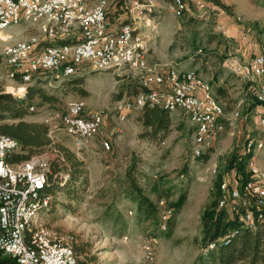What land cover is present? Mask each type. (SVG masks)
Segmentation results:
<instances>
[{
    "label": "rangeland",
    "instance_id": "obj_1",
    "mask_svg": "<svg viewBox=\"0 0 264 264\" xmlns=\"http://www.w3.org/2000/svg\"><path fill=\"white\" fill-rule=\"evenodd\" d=\"M129 1L126 3L130 4L132 0ZM184 1L188 11L184 15L176 17L170 13L166 0H153L152 4L157 9L151 8L150 15L143 18L159 17L154 19V23L159 22L157 50L164 55H170L173 50L178 55L176 61L190 68L186 53L189 57L200 49L198 56L214 57L217 73L222 74V69L225 73L214 83L207 74L212 69L205 67L204 73L208 78L199 76L210 85L213 96L224 111V130L209 140L200 156L195 157L192 153L193 126L179 112L169 113L171 127L163 138L155 141L138 138L142 129L135 123L137 110L123 113L120 109L122 101L131 100L133 96L112 97L121 86L133 89L136 85L137 81L127 68L93 71L87 64H82L77 75L59 80L47 74L27 86L32 90L28 93L31 101L27 103L24 120L46 124L53 145L72 152L82 161L85 171L79 201L71 202L70 210L58 211L52 216L40 214L39 219L45 228L56 232L68 243L70 236L88 243L99 264H213L201 255L200 240L201 217L213 198L216 176L223 175L227 188L232 187L230 172L226 171L228 159L233 154L242 159L244 143L250 139L255 143L262 142V148L254 153V161L264 170V127L257 124L256 115L259 105L249 110L247 106L252 104L250 96L256 84L233 75L218 62L221 57L240 60L246 57L247 51L238 40L240 31L231 33V30L242 27L241 31L249 38L250 33L263 30L264 0H231L229 11L232 14H226V22H229L224 25L218 20V10H212L203 0ZM187 14L188 26L185 22ZM238 17L240 21L236 20ZM218 28L224 29L227 35ZM25 29L21 23L7 28L3 34L10 35L8 43L11 44L25 38ZM217 51L221 54L218 57ZM164 61L155 63L159 72L164 73L168 67L176 68L164 65ZM6 71L7 68L0 65V90L14 84L5 77ZM75 78L83 79L80 87L83 95L70 91L68 87ZM38 91L44 95L43 98ZM71 99H81L88 110L104 111L103 130L108 137V150L101 147L97 138L78 149L72 138L64 133L59 117ZM234 112L238 113L236 117H232ZM122 114L125 115L123 120L119 117ZM12 122L16 120L4 114L2 123ZM49 150L44 152L48 154ZM240 162L244 165L246 159ZM133 163L139 186L156 208L154 218L145 219L139 215L136 203L127 197L126 173ZM182 194V206L171 213V204ZM221 197L229 205L228 193L221 191ZM58 200L67 203L61 194ZM144 247L149 248L148 254ZM232 264L245 263L237 260Z\"/></svg>",
    "mask_w": 264,
    "mask_h": 264
},
{
    "label": "built area",
    "instance_id": "obj_2",
    "mask_svg": "<svg viewBox=\"0 0 264 264\" xmlns=\"http://www.w3.org/2000/svg\"><path fill=\"white\" fill-rule=\"evenodd\" d=\"M152 1L132 0L127 8L132 21L108 31V0H0V65L7 68L5 77L14 82L0 92L26 102L27 86L41 76L51 74L64 80L77 75L82 64L93 71L127 68L144 89L131 100L122 101L123 113L144 106L179 112L193 126L192 153L200 156L209 140L224 130V111L210 85L195 70L181 72L168 67L162 74L156 65L147 63V37L139 31V23L150 12ZM184 8V0H170L168 5V11L176 17ZM21 23L26 27L25 38L9 44L10 35L3 31ZM218 31L225 35L220 28ZM66 38L68 42H62ZM57 40L62 41L52 43ZM238 40L247 49H257V53L247 62L226 58L223 66L233 75L256 84L257 124L264 127V41H248L243 33ZM29 109L32 111L33 107ZM237 115L234 112L232 117ZM119 117L123 120L125 115ZM59 121L76 148L97 138L103 149H109L103 130V110H88L81 99H71ZM261 148L262 142L250 139L245 143L249 178L238 184L240 188L233 184L227 188L226 182L220 186L222 192L228 193L230 203L221 197L218 207L228 205L238 215V221L249 229L254 228L255 214L260 210L257 213L260 219L264 210V170L254 161L255 151ZM17 149L16 140L0 134V253L9 257L6 264H79L69 243L45 228L39 219L50 200L41 195V190L56 150L8 163L7 158ZM230 175L232 183L239 178L236 170ZM148 250L144 247L147 254ZM146 258L151 259L148 255Z\"/></svg>",
    "mask_w": 264,
    "mask_h": 264
},
{
    "label": "trees",
    "instance_id": "obj_3",
    "mask_svg": "<svg viewBox=\"0 0 264 264\" xmlns=\"http://www.w3.org/2000/svg\"><path fill=\"white\" fill-rule=\"evenodd\" d=\"M203 1L211 3L222 10H228L221 0ZM107 7L112 8L111 10H106V20L110 24L111 22H118L116 19L117 14H124L128 11L125 0L108 1ZM185 12L186 9L184 8L182 14ZM127 21L126 19L123 23L127 24ZM186 23L188 24V21ZM61 41L57 40L52 43L57 44ZM62 42H68V38L63 39ZM82 83V78H75L69 82L68 87L70 91L83 95L84 91L80 88ZM143 89L138 83L133 85V89L122 88L121 86L112 97L118 98L129 94L132 97L143 91ZM30 90L27 89V92L29 93ZM217 92L219 93L221 90H217ZM37 93L40 98L44 97L40 91ZM250 97L252 98V104L248 107V110L250 107L254 108L258 105V102L254 98V91H251ZM29 101H31V98L23 102L11 94L0 92V134L9 136L18 143V149L7 158L8 163L20 162L31 155L43 153L45 149L56 150V157L50 161L46 174V184L41 190L42 196L50 198L48 205L41 214L52 216L58 211L70 210L71 202L79 201V191L85 177L84 165L69 150L53 145L52 140L49 138L48 126L46 124L24 120L27 114L26 106ZM4 114H8L16 122L2 123ZM135 123L142 129L138 134L139 139L154 141L158 138H163L171 127L169 113L158 107L144 106L137 110ZM245 159H247L245 154H243L242 159L233 154L227 162L226 171L231 172L235 168L238 173L239 178L235 179L234 183H232L238 188H240L238 184L243 183L249 178L247 169H245L246 163L244 162L245 164L243 165V162H240ZM134 170L135 163L132 164L126 173L127 197L136 203V211L139 215H142L145 219L154 218L157 214L156 208L144 195L142 188L137 182L138 178ZM223 181V175L218 174L214 183L213 198L201 217L202 235L200 253L213 264H232L237 260L245 264H264V210L260 219L257 217V213L260 210L255 214L254 228L249 229L238 221V215L231 211L229 207L219 208L218 202L221 199L220 184ZM59 194L66 199V204L58 200ZM183 201L184 195L182 194L171 204V213L178 211ZM56 206H59V208L56 209ZM69 245L75 256L81 259L78 260L79 264H99L96 256L92 254L88 243L70 236ZM9 261V257L0 253V264H6Z\"/></svg>",
    "mask_w": 264,
    "mask_h": 264
},
{
    "label": "crops",
    "instance_id": "obj_4",
    "mask_svg": "<svg viewBox=\"0 0 264 264\" xmlns=\"http://www.w3.org/2000/svg\"><path fill=\"white\" fill-rule=\"evenodd\" d=\"M126 1L127 0H125V4H126V7L128 8V6H130V4H127L126 3ZM131 1V0H130ZM129 1V2H130ZM167 1V4L169 5V3H170V0H166ZM249 1V0H248ZM250 1H252V0H250ZM185 2V1H184ZM221 2H222V4H224V6H226L227 8H228V10H222V9H220V8H218L217 6H215V5H213V4H211V3H206L205 2V4L208 6V7H211V9L212 10H214L215 8L218 10V13L217 14H219V18H218V20H220L221 21V24L222 25H224V23H228V22H226V14H228V13H230L231 11H229L230 9H231V0H221ZM153 6H152V8H155V6H154V4H152ZM112 8H110V7H107V10H111ZM155 9H157V8H155ZM154 9V10H155ZM185 9H186V4H185ZM156 11V10H155ZM164 11V10H163ZM159 12V11H158ZM186 12H188L187 10H186ZM185 12V13H186ZM150 12H147L146 14H148V15H150L149 14ZM171 13V12H170ZM185 13H183V15L185 14ZM144 15V16H147V15ZM231 14H232V12H231ZM146 17H142L141 19H140V23H139V25H140V27H139V31L144 35V36H146L147 37V54H146V61H147V63L148 62H152V63H154L153 65H157V64H155V63H161V62H163L164 60V62H165V64L164 65H174L175 67H176V69L177 70H179V71H181V72H183V71H187V70H189V69H193V70H195L196 71V69H197V74H198V76H200V75H204L205 77H206V73H204V71H205V67L208 69V70H211L212 72H209V73H207L208 75L210 74V76H209V78L208 77H206V78H208L209 80H211V81H213V83H214V80L215 79H218V78H222V76L223 75H225V73H223V69L222 70H220V71H222V74H218L217 73V70L215 69V65H213V63H214V57L213 58H211V56H208L207 58H205V56H198V53H200V49H199V51H196L194 54H192V56H189L188 57V52L186 53V57H187V59H186V61H190V68H186L185 66H183V65H181L179 62H177L176 60H177V58H178V55L175 53V51H171L169 54L170 55H164L161 51H159V49L157 50V45L159 44V42H158V29H159V27H158V25H159V22H157V23H154L155 22V20H158L159 19V17H157V16H154V17H151L150 19H145ZM116 19H117V21L118 22H114V23H109L107 20V30L108 31H112V30H115V29H117L118 27H120L121 25H124V20H128L127 22V24H129L132 20H131V15L129 14V12L127 11L126 13H124V14H117V16H116ZM155 19V20H154ZM236 20L237 21H240V18L238 17V18H236ZM146 21V22H145ZM188 21V14L185 16V22H187ZM255 24H253V26H254ZM186 26H188V24L186 25ZM150 28L152 29V30H150ZM231 28H232V26H231ZM243 28L242 27H239L238 29L236 28V27H234V28H232V30H231V33H235V32H237V30L238 31H240V32H238L239 34H242L243 32L241 31ZM221 30H223L224 32H225V34H226V31L224 30V29H222L221 28ZM230 30V29H229ZM148 32V33H147ZM228 33V32H227ZM263 33H264V29L263 30H260V31H257V32H255V33H250V38L245 34V33H243V34H245L246 35V37H247V40L248 41H256V42H258V43H262L263 41H264V39H263ZM238 34V35H239ZM227 35V34H226ZM240 42V41H239ZM241 43V46H244V44L242 43V42H240ZM172 45V44H171ZM179 48V47H178ZM173 49V48H172ZM186 50V49H185ZM244 50H246L247 51V55H246V57L245 58H241V60L240 59H238L237 58V60H239V61H242V62H247V61H249L250 59H251V57L253 56V55H255L256 53H257V49H247L245 46H244ZM215 54L217 55V57L218 56H220L221 54H219L218 53V51L217 52H215ZM163 55V56H162ZM165 56V59L163 60V57ZM221 59H222V61H221ZM225 59L223 58V57H221L219 60H218V62H219V65H220V67H223V61H224ZM184 63V62H183ZM149 64V63H148ZM182 67H184V68H182ZM219 67V68H220ZM218 68V69H219ZM167 70H168V68L166 69V70H164L163 72L164 73H166L167 72ZM225 71V70H224ZM204 74H203V73ZM164 73H162V74H164ZM229 73V72H228ZM229 76V75H228ZM205 78V79H206ZM219 100H220V98L218 97V96H216ZM221 101V100H220ZM247 106L249 107L250 106V104L248 103L247 104ZM251 112V111H250ZM256 155V154H255ZM247 158H248V156H247ZM246 169V168H245ZM247 171V170H246Z\"/></svg>",
    "mask_w": 264,
    "mask_h": 264
}]
</instances>
